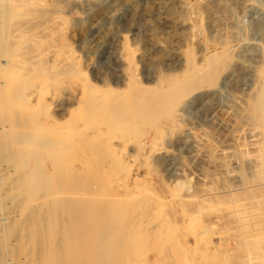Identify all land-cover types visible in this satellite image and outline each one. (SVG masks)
<instances>
[{
	"label": "rangeland",
	"instance_id": "obj_1",
	"mask_svg": "<svg viewBox=\"0 0 264 264\" xmlns=\"http://www.w3.org/2000/svg\"><path fill=\"white\" fill-rule=\"evenodd\" d=\"M25 1L23 15L16 17L13 13L6 15L7 0H0V15L6 20L2 22L0 18V40L18 17L33 20L39 41L29 51L45 49L47 64L44 62L41 68L34 65L31 74L39 83L38 87H30L31 92H46L44 98L53 93L56 99L54 105L46 107L43 97L39 104H33L30 97L17 98L10 93V89L17 88L12 82L15 86L9 85L10 89L5 90L6 98L5 91L0 94V137L3 135L7 143L15 140L25 126L35 121L41 123L39 128L54 130L57 124L67 128L71 124L67 111L74 109V116L82 117V124L90 128V133L108 128L113 143L121 144L119 148L124 153L134 151V156L129 167L121 165L123 170L106 155L101 160L105 151L88 153L86 160L80 162L66 157L56 168L50 161L45 162L46 168L39 172L51 175H44L49 191L43 193L37 178L27 176L26 171L33 167L30 158L13 157L14 149L5 144L0 151V264H55L54 256L49 257L47 252L55 248L51 244L53 236L64 232L48 230L53 214L43 206L62 196L75 202L117 200L125 226L145 234L150 244L163 240L171 244L168 246L172 252L178 249L175 254L186 252V264H264V188L260 186L264 183V105L260 106L264 104V64L260 62L264 54L258 46L259 39L264 38V0ZM209 56L218 57L221 63H216V72L210 73L213 79L206 84L202 74L205 69L208 72ZM53 62L60 76L44 83L37 74H43ZM194 63H198L201 72L193 75V80L202 77L203 81L194 89L175 95L176 101L169 103L166 113L152 116L151 103L146 99L168 80L177 83L186 79L190 84ZM132 68L136 74L134 86L128 81ZM87 84L95 85L93 110L99 114L88 121L80 109H75ZM119 92L124 96L140 94V106L136 108L140 112L127 110V118H123L137 120L135 123L117 124L121 116L104 117V104ZM4 107L12 112L25 111L26 116L20 119L10 113L7 118ZM39 131H35L38 138ZM21 161L27 166L20 170ZM25 180L27 185L23 184ZM180 182L182 189H175ZM209 242L214 243L215 249L212 257H207L215 260L210 262L204 254L202 257L193 251L197 245L204 251ZM68 248L66 257L72 262L69 264H77L69 252L72 247ZM151 250L145 249L146 260L157 262L159 256Z\"/></svg>",
	"mask_w": 264,
	"mask_h": 264
},
{
	"label": "bare ground",
	"instance_id": "obj_2",
	"mask_svg": "<svg viewBox=\"0 0 264 264\" xmlns=\"http://www.w3.org/2000/svg\"><path fill=\"white\" fill-rule=\"evenodd\" d=\"M34 2H35V0H34ZM6 4H7V6L4 4V6L6 7V11H7L6 15L9 16V15H12V13H13L17 17V16H22L23 15V13L21 12V8L24 7L27 4V2L25 0H16V1L7 0ZM25 11H27V10H25ZM31 12H32V10H31ZM36 16H37V14H36ZM0 18L3 19L2 22L6 21L4 19L5 17H2L1 15H0ZM22 19H21V17H18V20L15 22V24L9 29L8 32L6 31V33L1 37V40L3 38L5 41H4V45L2 44L3 42L2 43L0 42V44L2 45V47L0 48V55L3 56V58L0 59V94L4 93L5 90H9L10 86H12V84L14 83L17 86V88L15 89V87H14L15 85H13L12 87H14V88L11 87L13 90L10 89V93L11 94L15 95L17 98H19L21 96H25L26 98L30 97L31 99L33 98L32 99L33 104L34 103L35 104H39V103L42 102L39 99L42 98V97L44 98L43 94L46 93V92H43V91L40 92V91H37V90H33L31 92V88L30 87L31 86L38 87L37 84L39 83V81L36 80V78H35L36 76L31 74V71H32V69H34V65L35 64L40 65V68H41V66H44V62H45V60H44L45 59L44 50L45 49L44 50L40 49V50H37V51L36 50H30L29 51L30 48L32 49L34 46L36 47V43H38V41H39V40H37V38H38L37 36L38 35L36 33L37 31L34 32L35 30H34V28L32 26V21L33 20L32 19L31 20L30 19H23L22 20ZM34 25H36V24H34ZM40 29H43V28H40ZM38 33H40V32H38ZM41 34H43V33H41ZM42 36H45V33ZM259 40H261V41L259 42L258 46H260V49H261V51L264 54V41H262V40H264V38L262 37ZM44 42H45V40H44ZM244 44L246 45L247 43H244ZM44 45H45V43H44ZM46 45H47V43H46ZM124 51H126V50L124 49ZM243 53H245V52H243ZM63 54H66V53L63 52ZM63 54H61V55H63ZM49 59H50V57H49ZM53 59H54V57H53ZM218 59H219L218 57H214V56H209V57L206 58L207 66H208V72L206 73V69H205V74H202V75H204V79H203L204 83L207 84V82H208L207 80L208 79H209V82L211 81V79H213V77L210 75V73H212L213 71L216 72V70H214V67H215L216 63L217 62L219 64L221 63V62L218 61ZM128 60L130 61V57L129 56H128ZM219 60H221V59H219ZM49 61H50V63L52 62L51 60H49ZM263 61L261 60L260 62L264 64ZM130 63H131V61H130ZM194 64H195L194 66L196 68L194 67L192 69L191 73H190L191 74L190 79L192 80L190 84H189V80H186V79L183 80V81L181 80V81H179L177 83H174V80H168V82L164 83L162 86H160V87L158 86L159 87V88H157L158 90L156 92H152L151 96H149L150 93L148 94L149 98L146 99V100L149 101V104L151 103L150 110L153 111L152 116L156 117L157 116L156 114H159V113H162V112L166 113L167 110L170 107L169 103H172V104L175 103V101H176L174 99L175 95L176 96H180L183 93L192 90V88L194 89L196 84L202 79V77H201V79L199 78L197 81L193 80V75H196V73L198 71H200L198 69V63H194ZM130 65H131L130 66V69H131L132 63ZM54 67H55V63L53 62L51 65H49V66L44 68L45 70L43 71V74H37V75L42 77V79H43L42 82L48 83L51 80H53L54 78L58 77L57 75H59V73L55 72V70L57 68L54 69ZM61 68L59 67L58 69H61ZM17 74H19L21 76H18ZM62 75H64V74H61V77H62ZM135 75H136L135 72L133 74V68H132V73L130 75V78L128 79V81L130 80V82L133 84L132 86H134L136 84V80L135 81L133 80ZM15 76H17L19 78H15ZM15 79L16 80L18 79L17 81H19V82L18 83H17V81L14 82ZM203 80H201V82ZM260 80H259V83L262 82ZM262 83H264V82H262ZM53 84H54V82H53ZM86 86L87 87H86L84 93L82 94V96L79 98L75 109L76 110L80 109L82 114H84L86 116L85 119H87V121H88L92 117H99V114L93 110V105L96 104L95 100L93 99V95H94L95 89H96L94 87L95 85L94 86H92V85L88 86V84H87ZM261 88H262V86H261ZM49 89H51V88H49ZM55 89H57V88H55ZM129 93H131V92H129ZM120 94H118V95L113 94L111 96V98L109 99V101L104 104V107H103V113H104L103 115H104V117H106V116H110V117L111 116H115V117L119 118L121 116V118L118 120L117 124H121L122 122L135 123L137 120L130 121L129 119L128 120H126V119L123 120V118H127V115H125L126 114L125 112H127V110L128 111L137 110L136 109L137 106H140V102H138V98H137V97H140V94L139 95L135 94L136 96H134V95H126V96H124V95H122V93H120ZM13 95H11V96H13ZM34 95H36V96L34 97ZM58 96H59V94H58ZM76 97H78V95L75 96L74 98H76ZM4 98H6V91H5V97ZM55 99H56V95H54L53 93H50V94H48L46 96V98H44L43 105L46 106V107H50V106L54 105ZM73 101H74V99H73ZM134 101H135V103H133ZM142 101H145V100H142ZM154 101H156L157 104L156 103L153 104ZM256 102H257V99H256ZM97 104H100V103L98 102ZM146 104H148V103H146ZM258 104H260V103H258ZM67 105H68V103H67ZM263 105L264 104L261 103L260 106H263ZM256 106H258V105H256ZM31 107H32V105H31ZM70 109H71V107H70ZM140 109H141V107H140ZM258 109H259L258 112H260V108H258ZM37 110H38V108H37ZM138 110H137V112H138ZM5 111H6V115H7V116L6 115L5 116L7 118H8V115L10 113H12V115H14V116H16L17 118H20V119L23 117V115H24V117L26 116L25 115V111H14V112H12V111L8 110V107H7V110L5 108ZM67 112H68V115H69V117L71 119V124H69L67 128L62 126L61 124H57V127L54 130L52 128H46L44 126L39 128L41 123L38 124L35 121L34 124L31 123V126H29V125L25 126V128L22 131H20L21 133H20V135H18V138L15 139V140H9V142L7 143V141L5 142V140H3V138H4L3 135L0 137V151L5 149V146H4L5 144H7V145L9 144L14 149L13 150L11 148L14 151V152L12 151V154H14L13 157L15 156V157L20 159V158H23V157L26 156V157L30 158L31 164L33 165V167L31 166L32 168L30 167L31 169L29 168V170L26 171L27 176L30 179H35V177L37 178L36 179L37 182L42 184V185L39 184L40 185V190L42 192L43 191H45V192L49 191V189L47 187L45 188L44 175H49V176L51 175L50 174L51 172H49V174H45L44 173V175L41 174L42 172H39L43 167H45V162L49 163V161H50V164H51L52 168H56L57 165H58V162H60L62 159H65L66 157L68 159H71V160H73V159L79 160V162H80V160H84L86 158L88 153L90 154V153L94 152V154H98V152L100 153L101 151H105L106 154L103 152L104 156L100 157L101 160L106 155V157L108 158V159L106 158L107 160H109L114 166H118L120 168L121 165L122 166H123V164L128 165L130 162H132L131 159L134 156V151H131V152L129 151L127 153H124L119 148L120 146L122 147L121 144H120V146H117V144H115L116 142L113 143L112 140H113L114 137L112 135H110L111 132H109L108 128H103L104 130L102 129L101 131L96 132L95 134L90 133L91 132L90 128H88L86 126V124H84V126H83L82 120H81L82 117L81 118L80 117L77 118L78 114H77V116L75 115L76 117L74 116V113H73L74 109H71L70 111H67ZM139 112H140V110H139ZM132 113H134V112H132ZM38 114L39 113L36 112V115H38ZM9 116H11V115H9ZM14 116H13V118H14ZM33 117H35V116H33V113H32V117L31 118H33ZM39 118H41V116ZM83 119H84V117H83ZM7 120L9 121V119H7ZM24 120H26V118ZM24 120H22V121L24 123H26V121H24ZM33 121L34 120H32V122ZM87 121H85V122H87ZM1 122H2V119L0 120V123ZM38 122H39V120H38ZM56 123H54V125ZM7 126H8V124H7ZM71 127H73V128H71ZM118 127H120V126H118ZM262 127L264 129V123L262 124ZM2 129H4V127ZM37 129L40 130L39 131V133H40L39 134V138H38V135L35 132V131H37ZM71 129H73V130L71 131ZM114 130H116V129H112L111 131H114ZM141 130H143V129H141ZM10 131L12 132V130H10ZM155 131H157V130H155ZM6 132H8V131H6ZM14 132H15V134L17 133L16 131H13L12 133H14ZM92 132H94V131H92ZM18 133H19V131H18ZM72 133H74V134L72 135ZM9 135H11V134H9ZM8 138H9V136H8ZM25 146H27V147H25ZM9 149H10V147H9ZM9 149H8V151H9ZM154 151H156V150H154ZM78 152H79V154H78ZM80 152H82V153H80ZM153 153H152V155H153ZM98 156H100V155H98ZM3 158L5 159V156H3ZM90 158H92V156ZM94 159H96V158H94ZM103 160H105V158ZM16 161H18V160L16 159ZM98 161H99V159H98ZM18 164H19L18 166H19L20 170H21V168L23 169V167L25 169L26 168L25 166H27V165H23V162L22 163L18 162ZM263 165H262V167L264 168ZM122 166H121L120 169L123 170ZM128 167H129V165H128ZM127 170L129 171V169H127ZM95 172H97V171L95 170ZM126 173H127V171H126ZM128 173H130V172H128ZM20 175H22V174H20ZM99 176L101 177V175H99ZM124 176L126 178L127 174L124 175ZM27 178H25V179L27 180ZM102 179H104V178L102 177ZM22 180H23V178H22ZM26 180H25V183H23V184L27 183ZM95 180H97V179H95ZM100 180H101V178H100ZM106 181H107V179H106ZM111 181H112V179H111ZM260 181H263V179L260 180ZM100 182L102 183V180ZM185 182H186V180H185ZM90 183H95V182H90ZM181 185H183L182 182L178 183L176 185L175 189H180L181 190L182 189ZM260 186L262 188H264L263 187L264 183H262ZM73 188L76 189L75 186ZM24 189H26V188H24ZM27 189H28V187H27ZM77 189H78V187H77ZM50 194H51V191H50ZM43 198H45V197H43ZM85 198H86V196H85ZM120 201H122V200H120ZM117 204H118L117 200L115 202V200L110 199V198H108L107 200L95 199V200H92V201H89V202H87V201H77V202H75L74 200L72 201L71 199L70 200L67 199L66 196H62L60 198H57V200H54L53 202H48L47 201L44 204V206L42 205L44 208L46 206L47 210H49L53 214L52 217L49 220V225H47L48 230H51V233H52V231L55 232V229L58 230L59 232H61V231L64 232L63 235H55V236H53L54 242L51 243V244L55 248L53 249V247H52L53 250L49 251L50 250L49 249L48 252H47L48 255H50L49 257H51V256L53 257L54 256V258H55V259L53 258L54 263L55 264H63V263L64 264H69V263H72V262L69 261L70 259H68L66 257V255L68 253L67 250H69L68 247H72V251H69V252H71V255H73V257H74L73 262L75 261L77 264H183V262H185V264H186V252L185 251H184L185 255L182 254L183 256L180 255V254L179 255L175 254V252L178 249L175 248L176 251L172 252V250H170L172 248L169 247L171 244L170 245L168 244L169 245L168 246L163 240H160L159 242H156V243L153 241V243L150 244V241H149L150 238H148V240H147L146 239L147 237L145 236V234H143L141 232H136L135 230L132 229L133 227L132 228L130 227V225H129L130 228L125 226L123 224V222H125V221H123V218L119 214L121 211L123 212V210L120 207L121 210L118 211ZM120 206H121V204H120ZM43 207H42V209H43ZM90 208H92L93 210H89L88 211V209H90ZM126 209H128V207ZM41 215H42V213H41ZM115 215H118V217H115ZM234 215H236V213ZM49 216H51V215L49 214ZM42 223H43V221H42ZM46 224H47V222H46ZM141 224H143V223H141ZM43 226H44V223H43ZM136 228L138 229V227H136ZM151 236H152V234H151ZM175 237H176V235H175ZM42 238L43 237H41V239ZM46 238L49 239V237H46ZM198 238H200V237H198ZM61 239H64L65 241H63ZM155 240H156V237H155ZM147 242H149L148 245H146ZM41 244L42 243H40L39 245H41ZM44 244H42V245H44ZM207 245L209 247H207ZM207 245H206L207 248H205L204 251L201 250V248H198L197 247L198 245L195 246V249L193 251H195V253H201V256L204 254L206 259H207V257L208 258L212 257V255L214 253V250H215L214 249V243L209 242ZM145 246H149V247L146 248ZM178 246H179V244H178ZM145 249H152L159 256V260H157V262L153 261V263H149L146 260L147 256L145 254V252H146ZM179 252L180 251H178V253ZM64 256H65V258H64ZM235 256H236V254H235ZM211 259L212 258H210V260L207 259V261L210 262ZM212 260H214V259H212ZM259 261H261V260L259 259ZM253 262H255V261H253ZM190 263H192V262H190Z\"/></svg>",
	"mask_w": 264,
	"mask_h": 264
}]
</instances>
